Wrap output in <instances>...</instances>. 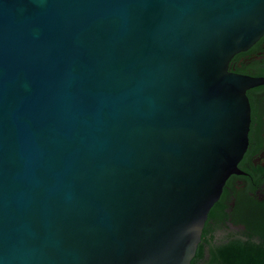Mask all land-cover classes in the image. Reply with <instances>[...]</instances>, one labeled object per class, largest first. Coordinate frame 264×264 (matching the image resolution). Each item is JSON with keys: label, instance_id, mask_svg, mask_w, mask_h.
I'll return each instance as SVG.
<instances>
[{"label": "water", "instance_id": "95a60500", "mask_svg": "<svg viewBox=\"0 0 264 264\" xmlns=\"http://www.w3.org/2000/svg\"><path fill=\"white\" fill-rule=\"evenodd\" d=\"M263 35L264 0H0V264H192Z\"/></svg>", "mask_w": 264, "mask_h": 264}, {"label": "flooded vegetation", "instance_id": "af4514ba", "mask_svg": "<svg viewBox=\"0 0 264 264\" xmlns=\"http://www.w3.org/2000/svg\"><path fill=\"white\" fill-rule=\"evenodd\" d=\"M229 70L234 74L264 79V35L247 51L235 55ZM247 96L251 106V125L249 146L238 166L241 174L232 175L226 182L220 200L212 208L215 217L209 215L207 235L202 236L201 243L206 242L203 237L213 244L233 239L263 242L264 84L248 89ZM209 245L205 249L207 255Z\"/></svg>", "mask_w": 264, "mask_h": 264}, {"label": "trees", "instance_id": "16d2710c", "mask_svg": "<svg viewBox=\"0 0 264 264\" xmlns=\"http://www.w3.org/2000/svg\"><path fill=\"white\" fill-rule=\"evenodd\" d=\"M213 210L210 212V217H215ZM207 227L208 222L204 229V237L207 235ZM262 228L264 230V224ZM255 230L258 231L257 229ZM255 234L256 232L253 231V235ZM261 236L263 237V242L260 244L253 240L243 241L240 239H233L229 242H222L221 244H213L207 238L205 240L203 237V240L206 242H202L199 245L197 255L192 261V264H264V234ZM208 245L210 247L207 255L205 249Z\"/></svg>", "mask_w": 264, "mask_h": 264}]
</instances>
